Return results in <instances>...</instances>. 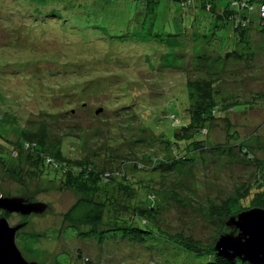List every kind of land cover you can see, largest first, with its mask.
I'll return each mask as SVG.
<instances>
[{
  "label": "rangeland",
  "instance_id": "374dc122",
  "mask_svg": "<svg viewBox=\"0 0 264 264\" xmlns=\"http://www.w3.org/2000/svg\"><path fill=\"white\" fill-rule=\"evenodd\" d=\"M145 1L0 0V196L48 206L2 216L25 223L16 246L26 261L203 263L248 191L264 186V30L246 27L242 51L226 57L240 44L208 12ZM191 81H212L220 109L204 133L181 132L199 104ZM27 135L42 138L46 160L61 150L107 180L123 167L129 191L109 179L82 193L74 178H54ZM81 198H104L97 226L65 220ZM262 204L264 194L250 206ZM129 205L152 215L128 220Z\"/></svg>",
  "mask_w": 264,
  "mask_h": 264
},
{
  "label": "trees",
  "instance_id": "16d2710c",
  "mask_svg": "<svg viewBox=\"0 0 264 264\" xmlns=\"http://www.w3.org/2000/svg\"><path fill=\"white\" fill-rule=\"evenodd\" d=\"M142 5H146L147 2L145 0H141ZM144 1V2H143ZM180 4L182 9H188L189 12L195 14V11H204L208 12L211 16V25L213 24L214 27H229V36L230 38L234 39V42L239 45L242 39V32L245 30L246 27L256 25L264 30V18L260 14L261 7L264 6V0H233L228 3V6L224 9H216L214 8L211 1L213 0H177ZM238 50L236 51H229L225 53V56L228 57L231 54L238 55L241 51V44L237 47ZM218 54H220L218 52ZM187 90L188 87L191 88L192 91H196L198 93L199 104L194 109L190 108L188 110L189 118L187 121L189 122L188 125L184 126L181 129V132L188 127L198 131V133L205 132L203 128L206 117L209 115H217L219 112V107L215 102L214 91L212 81H191L186 84ZM190 90V91H191ZM189 92V90H188ZM190 95V92H189ZM232 111V109L230 108ZM170 119L177 121L174 116H170ZM186 121V122H187ZM184 136V135H183ZM185 137V136H184ZM35 139H40L37 136L27 135L24 137V141H29L32 145L34 152H37L38 157H40L41 162H43L44 167H49L53 172H55V177H57V173H59V180L62 182H66L68 178L72 177L76 182H72V185L78 189L80 192L88 191L90 185L89 183L95 182L97 185L104 181L115 180V183L121 184L125 189H128L129 186L126 185L127 177L123 167H116L119 171L118 173L113 172L114 174H110L108 180L103 178V176H97L96 173H93L87 169L86 167L80 166L78 163H73L72 161H67L64 159V155L61 150H59L58 157L51 158L50 160H46V156L42 154V142L35 141ZM35 141V142H33ZM27 145V144H25ZM49 158V157H47ZM122 164L126 163L124 161L121 162ZM124 166V165H121ZM155 166H145L142 163L135 162L133 164V169H153ZM72 174L74 176H72ZM120 179V180H119ZM264 194V186L259 185L256 188H251L247 193V198L242 199V204H249V206H244L243 209H251L254 207L250 206V203L254 199V196ZM104 198L97 199H89V198H81L76 201V203L66 212L64 218L70 224L73 225H87V226H97L101 219L102 213L104 210ZM260 208H264V204L260 205ZM258 208V207H257ZM115 210V209H114ZM123 210H127L128 212V220H134V218L139 214H144L148 212V214L152 213L147 211L149 209H141L138 207L132 208L131 205L125 206ZM119 214V213H117ZM114 214V216H117ZM127 234H132V231H138L135 228H125ZM175 264V263H174ZM198 264H248L245 262H241L240 260L236 259L232 262L223 260L218 258L216 255L213 258H209L205 260L203 263L199 262Z\"/></svg>",
  "mask_w": 264,
  "mask_h": 264
},
{
  "label": "water",
  "instance_id": "95a60500",
  "mask_svg": "<svg viewBox=\"0 0 264 264\" xmlns=\"http://www.w3.org/2000/svg\"><path fill=\"white\" fill-rule=\"evenodd\" d=\"M48 206L33 203L22 197L0 196V210L6 214L42 215ZM25 223L11 227L5 217H0V264H38L26 261L16 246V235ZM229 233L216 241L213 250L218 258L236 259L248 264H264V208H251L230 216L225 222Z\"/></svg>",
  "mask_w": 264,
  "mask_h": 264
},
{
  "label": "flooded vegetation",
  "instance_id": "af4514ba",
  "mask_svg": "<svg viewBox=\"0 0 264 264\" xmlns=\"http://www.w3.org/2000/svg\"><path fill=\"white\" fill-rule=\"evenodd\" d=\"M14 214V213H13ZM6 215H10V214H6L4 211H1L0 210V217H2V216H6ZM19 215V214H18ZM31 215H33V214H31Z\"/></svg>",
  "mask_w": 264,
  "mask_h": 264
},
{
  "label": "built area",
  "instance_id": "2783aa9c",
  "mask_svg": "<svg viewBox=\"0 0 264 264\" xmlns=\"http://www.w3.org/2000/svg\"><path fill=\"white\" fill-rule=\"evenodd\" d=\"M260 14H261V16L264 18V6L261 7Z\"/></svg>",
  "mask_w": 264,
  "mask_h": 264
}]
</instances>
